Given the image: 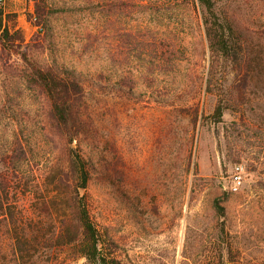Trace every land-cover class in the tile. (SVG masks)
Wrapping results in <instances>:
<instances>
[{
    "label": "rangeland",
    "instance_id": "374dc122",
    "mask_svg": "<svg viewBox=\"0 0 264 264\" xmlns=\"http://www.w3.org/2000/svg\"><path fill=\"white\" fill-rule=\"evenodd\" d=\"M213 1L242 35L238 60L210 50L194 0H6L13 39H0V158L14 142L26 148L15 199L24 209L23 183L40 184L49 159L27 56L99 86L89 84L86 195L117 262L264 264V0ZM36 4L46 36L31 21Z\"/></svg>",
    "mask_w": 264,
    "mask_h": 264
},
{
    "label": "trees",
    "instance_id": "16d2710c",
    "mask_svg": "<svg viewBox=\"0 0 264 264\" xmlns=\"http://www.w3.org/2000/svg\"><path fill=\"white\" fill-rule=\"evenodd\" d=\"M194 3L202 13V27L213 54L238 60L242 35L237 36L231 23L220 18L213 0ZM35 7L31 21L46 36L49 21L44 17V8L40 4ZM1 37L13 39L0 11ZM24 59L29 68L26 85L41 99L42 132L49 159L40 184L23 183L22 193L31 201L26 210L15 200L20 188V164L27 160L26 148L14 142L10 152L2 153L0 264H68L69 259L81 258L87 264H120L106 247L86 195L93 166L84 156L82 144L95 127L88 113L89 84L94 90L99 86L75 69L56 63L42 65L27 56ZM224 110L220 100L211 115L214 122L221 121ZM216 208L222 215L218 199Z\"/></svg>",
    "mask_w": 264,
    "mask_h": 264
},
{
    "label": "built area",
    "instance_id": "2783aa9c",
    "mask_svg": "<svg viewBox=\"0 0 264 264\" xmlns=\"http://www.w3.org/2000/svg\"><path fill=\"white\" fill-rule=\"evenodd\" d=\"M6 3V0H0V8L3 7ZM232 179H233V190H237L238 189V186L241 184L242 182V176L240 174V167H237L236 171L234 172L233 176H232Z\"/></svg>",
    "mask_w": 264,
    "mask_h": 264
},
{
    "label": "crops",
    "instance_id": "0c3cea01",
    "mask_svg": "<svg viewBox=\"0 0 264 264\" xmlns=\"http://www.w3.org/2000/svg\"><path fill=\"white\" fill-rule=\"evenodd\" d=\"M9 12V11H8ZM5 14V13H4Z\"/></svg>",
    "mask_w": 264,
    "mask_h": 264
}]
</instances>
